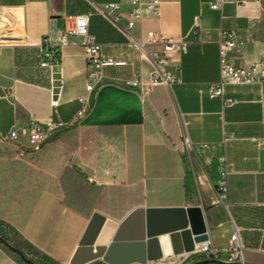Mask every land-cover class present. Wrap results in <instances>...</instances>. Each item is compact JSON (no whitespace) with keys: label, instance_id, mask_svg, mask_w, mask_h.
I'll list each match as a JSON object with an SVG mask.
<instances>
[{"label":"crops","instance_id":"0c3cea01","mask_svg":"<svg viewBox=\"0 0 264 264\" xmlns=\"http://www.w3.org/2000/svg\"><path fill=\"white\" fill-rule=\"evenodd\" d=\"M213 1L160 0L157 14L144 6L142 20L128 27L131 0H0V140L31 120L71 127L38 155H0V220L41 253L72 264L95 211L121 222L137 207L200 206L216 247L225 248L237 228L246 259L263 264L264 88L228 84L224 98L232 103L225 104L210 97L209 85L220 77L222 32L236 42L230 63L264 60V0H227L219 10ZM111 2L119 8L110 15L95 10ZM82 14L104 53L127 64L105 69L91 109L73 128L89 74L82 39L70 36L51 68L42 65L41 45ZM150 31L189 45L171 54L180 81L145 93L124 82L149 77V53L162 45L140 49L129 41ZM74 166L89 215L64 203L62 180ZM224 172L228 196L219 201ZM9 248L0 241V264H27Z\"/></svg>","mask_w":264,"mask_h":264},{"label":"built area","instance_id":"2783aa9c","mask_svg":"<svg viewBox=\"0 0 264 264\" xmlns=\"http://www.w3.org/2000/svg\"><path fill=\"white\" fill-rule=\"evenodd\" d=\"M227 0H214L211 8L222 9ZM132 9L129 15L128 27H133L140 22L143 17V7L145 6L151 13L157 14L160 0H131ZM95 10L101 14H109L119 8L118 3H105L102 5L94 4ZM116 23L117 18H111ZM90 17L88 14L76 16L73 25L63 31L60 37L54 41L47 37L41 45L45 51L46 59L42 62L43 66L52 67L54 62L53 52L69 44L70 36H79L82 39L85 57L89 65V74L86 83L87 93L79 98L80 108L78 109L75 120L83 118L93 105L94 94L104 83L105 69L109 66H123L126 61L116 60L108 56L103 51L102 44L98 41L95 34L89 28ZM197 25V24H196ZM207 40L210 39L209 32L205 33ZM131 46L145 49L146 45L161 44L160 52L149 53L152 61V70L147 80L130 79L124 82L125 87L131 89L142 88L148 93L156 85L162 84L172 86L180 81L176 71L170 69L171 54L174 51L186 53L189 42L186 39L175 40L164 35H158L155 31H150L146 39L130 37ZM219 42L220 55V77L216 82L209 85V95L211 98H222L225 104H231V100L224 98L225 88L228 84H260L264 88V60L253 62L245 66L237 67L230 63L229 52L236 46V42L231 35L222 32ZM57 105L58 101L52 102ZM69 126V123L49 118L45 121L31 120L21 126L15 125L2 141L11 145L14 154L18 158L27 155H34L42 151L43 147L57 134ZM223 173L222 180L217 186L219 201H225L228 196L227 182ZM200 260L222 261L227 264H248L245 257L244 245L241 241L239 230L233 232L228 245L225 248L216 247L210 239L196 243L193 250L185 251L180 254H168L162 259L155 261L161 264H191ZM220 264V263H207Z\"/></svg>","mask_w":264,"mask_h":264},{"label":"water","instance_id":"95a60500","mask_svg":"<svg viewBox=\"0 0 264 264\" xmlns=\"http://www.w3.org/2000/svg\"><path fill=\"white\" fill-rule=\"evenodd\" d=\"M170 240L173 254L193 250L196 243L209 239L203 210L200 206L137 207L121 222L95 211L71 260L81 264L101 257L109 264L155 262L164 257L161 237ZM0 241L19 252L27 264H37L1 235ZM98 251L92 254V247ZM220 263L200 260L191 264Z\"/></svg>","mask_w":264,"mask_h":264},{"label":"trees","instance_id":"16d2710c","mask_svg":"<svg viewBox=\"0 0 264 264\" xmlns=\"http://www.w3.org/2000/svg\"><path fill=\"white\" fill-rule=\"evenodd\" d=\"M53 54H54L55 59L56 58L59 59L58 51H54ZM77 123H78V120L73 123L72 127L75 128ZM69 128H71V127H67L64 130L60 131L59 133L68 131ZM65 174L67 176V179H65V181H64V179L62 180L64 195H65L64 203L73 209H76V210L81 211V212H85L89 215L91 213L92 209L90 208L87 211V210H84V207H86V206H81L82 205L81 201L83 199V196H86V199H88V193H87V191L84 190V188H81L79 186V183L78 184L76 183V179H75V177H78V176L82 177L83 174H81L79 172V170L76 169L75 166L73 169H70V170L67 169ZM87 207H89V206H87ZM0 235L7 242H11L15 248L21 250L24 254L27 253V254L31 255L40 264H60L56 260L51 258L50 256L41 253L30 242L22 239L15 228H13L10 224H8L2 220H0ZM13 237L19 240L16 242L17 243L16 245L14 244L15 241L13 240ZM9 249L13 252V254L21 257L19 252L15 251L11 248H9Z\"/></svg>","mask_w":264,"mask_h":264},{"label":"rangeland","instance_id":"374dc122","mask_svg":"<svg viewBox=\"0 0 264 264\" xmlns=\"http://www.w3.org/2000/svg\"><path fill=\"white\" fill-rule=\"evenodd\" d=\"M59 133V132H58ZM57 133V134H58ZM57 134H55V136L57 135ZM54 136V137H55ZM53 137V138H54ZM58 136H56V138H57ZM55 138V139H56ZM48 144V143H47ZM46 146V145H45ZM45 146L43 147V149L45 148ZM42 149V150H43ZM40 153V152H39ZM39 153H37V154H34V155H38ZM0 155H6V156H12V157H14V158H16L18 161H21L22 159H25V158H28V157H30V155H27L26 157H24V158H18L15 154H14V152H13V150H12V147H11V145L10 144H8L7 142H4V141H2V140H0ZM13 240L15 241L14 242V244L16 245L17 243V241H19L18 239H16V238H14L13 237ZM11 246H13V244L11 243L10 244ZM14 247V246H13ZM94 247V246H93ZM93 247H92V249H93ZM98 251V250H97ZM93 255H94V253H92ZM25 255L29 258V259H31V260H33V261H35L37 264H40V263H38L37 262V260H35L31 255H29V254H27V253H25ZM94 257H96L95 255H94ZM247 260V263L248 264H251L252 263V258H247L246 259ZM162 263V261H159V262H157V263H154V262H144V263H132V264H161ZM263 264H264V262H262ZM81 264H109V263H107L106 261H104V259L103 258H101V257H97L96 259L95 258H92L91 260H89V261H83Z\"/></svg>","mask_w":264,"mask_h":264},{"label":"bare ground","instance_id":"6f19581e","mask_svg":"<svg viewBox=\"0 0 264 264\" xmlns=\"http://www.w3.org/2000/svg\"><path fill=\"white\" fill-rule=\"evenodd\" d=\"M161 238H162L161 242H162V246H163V250H164V257H165L168 254L173 253V251H172V247H171V243H170L169 238L167 236H163ZM97 250H98V247L94 246L92 249V253L97 252Z\"/></svg>","mask_w":264,"mask_h":264}]
</instances>
